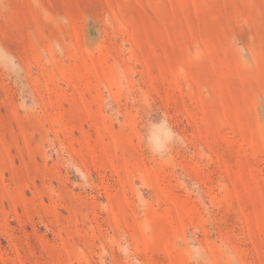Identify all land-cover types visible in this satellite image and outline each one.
Wrapping results in <instances>:
<instances>
[{"label":"rangeland","instance_id":"rangeland-1","mask_svg":"<svg viewBox=\"0 0 264 264\" xmlns=\"http://www.w3.org/2000/svg\"><path fill=\"white\" fill-rule=\"evenodd\" d=\"M0 264H264V0H0Z\"/></svg>","mask_w":264,"mask_h":264}]
</instances>
